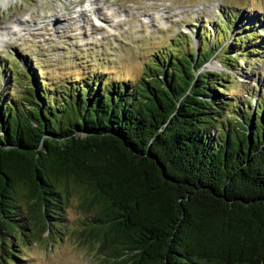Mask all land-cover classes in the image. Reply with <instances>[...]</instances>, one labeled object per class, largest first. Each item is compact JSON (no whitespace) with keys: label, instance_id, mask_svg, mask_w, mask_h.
Returning a JSON list of instances; mask_svg holds the SVG:
<instances>
[{"label":"trees","instance_id":"obj_1","mask_svg":"<svg viewBox=\"0 0 264 264\" xmlns=\"http://www.w3.org/2000/svg\"><path fill=\"white\" fill-rule=\"evenodd\" d=\"M229 21L213 48L206 28L197 49L181 34L137 79L54 85L20 58L0 81L1 264L63 235L72 200L70 235L105 264H264V92L232 90L262 28ZM215 56L229 70H204Z\"/></svg>","mask_w":264,"mask_h":264},{"label":"rangeland","instance_id":"obj_2","mask_svg":"<svg viewBox=\"0 0 264 264\" xmlns=\"http://www.w3.org/2000/svg\"><path fill=\"white\" fill-rule=\"evenodd\" d=\"M221 17L234 21L236 32L262 28L264 43V0H0V81L14 85L8 76L12 69H26L17 63L22 57L38 69V77L54 85L102 69L116 80L137 79L149 58L162 55L183 33L192 32L183 41L197 49L196 29L206 28L213 48L219 32L214 26ZM220 62L215 56L205 67L229 70ZM239 66L233 75L234 95L242 102L255 100L264 92V54L243 57ZM67 217L63 235L17 248L25 264H105L96 249H85L70 235L80 217L74 200Z\"/></svg>","mask_w":264,"mask_h":264},{"label":"bare ground","instance_id":"obj_3","mask_svg":"<svg viewBox=\"0 0 264 264\" xmlns=\"http://www.w3.org/2000/svg\"><path fill=\"white\" fill-rule=\"evenodd\" d=\"M16 22V21H15ZM6 29V28H5ZM3 31V29L1 28L0 29V36H1V32ZM6 34L8 33V31L7 32H5Z\"/></svg>","mask_w":264,"mask_h":264},{"label":"water","instance_id":"obj_4","mask_svg":"<svg viewBox=\"0 0 264 264\" xmlns=\"http://www.w3.org/2000/svg\"><path fill=\"white\" fill-rule=\"evenodd\" d=\"M204 70H207L206 67H204ZM211 71V70H210ZM213 71V70H212Z\"/></svg>","mask_w":264,"mask_h":264}]
</instances>
